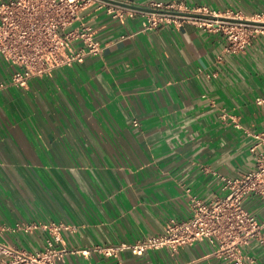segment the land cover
Wrapping results in <instances>:
<instances>
[{
    "label": "crops",
    "instance_id": "0c3cea01",
    "mask_svg": "<svg viewBox=\"0 0 264 264\" xmlns=\"http://www.w3.org/2000/svg\"><path fill=\"white\" fill-rule=\"evenodd\" d=\"M101 1L83 12L97 53L34 77L27 88H0V242L42 249L48 230L17 225L57 221L73 227L63 238L77 251L58 264H226L207 241L117 259L91 249L161 234L170 219L191 215L190 195L210 201L224 192L220 175L255 167L253 133L264 131V104L256 102L264 94V33L227 51L223 31L195 21L145 31L143 13L120 15L130 7ZM120 1L264 19V0ZM13 70L0 57V82ZM244 205L264 220V197L248 195ZM243 250L264 264L256 240Z\"/></svg>",
    "mask_w": 264,
    "mask_h": 264
},
{
    "label": "built area",
    "instance_id": "2783aa9c",
    "mask_svg": "<svg viewBox=\"0 0 264 264\" xmlns=\"http://www.w3.org/2000/svg\"><path fill=\"white\" fill-rule=\"evenodd\" d=\"M101 0H1L0 1V57L14 67L10 78L0 82V88L14 85L27 88L34 77L51 74L61 65L83 62L100 46L89 37L83 12ZM102 7L101 5H98ZM150 7L166 10L195 11L225 17L245 19L241 10L212 12L207 7L186 9L174 2L154 1ZM110 13H119L109 6ZM143 13L142 28L152 30L161 23L181 26L185 21H195L205 28L223 31L227 37V51H239L249 44L254 36L264 33V25L204 19L167 12H155L127 8L120 15ZM247 19V18H246ZM249 19V18H248ZM264 21V19H254ZM84 39L85 46L76 48L74 42ZM264 104V94L256 97ZM138 124V120L134 121ZM236 126L240 123L233 117ZM255 143L251 151L255 167L236 177L220 175L224 192L210 201L190 195L191 215L184 219H170L164 232L149 235L133 242L120 241L111 245H95L93 251L106 257L118 258L124 251L142 255L149 250L168 249L177 253L181 247L207 241L213 253L226 260V264H254V259L243 248L251 240L264 246V220L244 205L248 195L264 197V131L253 133ZM43 227L49 232L42 249L27 250L0 242V264H58L71 252H77L65 243L63 231L73 229L65 222L30 223L17 225L16 229L32 231ZM5 229L0 224V230ZM83 254L89 249L79 250ZM78 251V252H79ZM116 264H121L117 262Z\"/></svg>",
    "mask_w": 264,
    "mask_h": 264
},
{
    "label": "water",
    "instance_id": "95a60500",
    "mask_svg": "<svg viewBox=\"0 0 264 264\" xmlns=\"http://www.w3.org/2000/svg\"><path fill=\"white\" fill-rule=\"evenodd\" d=\"M104 1L114 3V4H119V5L126 6V7H130L133 9H142V10H146V11L167 12V13H172V14H179V15L204 18V19H220V20H226V21H239V22L264 25V21H257V20H253V19L232 18V17H225V16H220V15L201 13V12H195V11L166 10V9H157V8H153V7H141V6L134 5L131 3L124 2V1H120V0H104Z\"/></svg>",
    "mask_w": 264,
    "mask_h": 264
}]
</instances>
